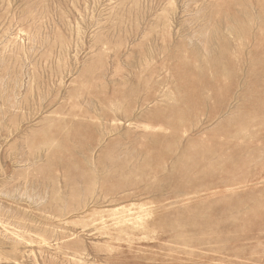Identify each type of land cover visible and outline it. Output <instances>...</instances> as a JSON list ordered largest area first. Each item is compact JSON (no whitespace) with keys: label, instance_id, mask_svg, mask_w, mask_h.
I'll return each mask as SVG.
<instances>
[{"label":"rangeland","instance_id":"1","mask_svg":"<svg viewBox=\"0 0 264 264\" xmlns=\"http://www.w3.org/2000/svg\"><path fill=\"white\" fill-rule=\"evenodd\" d=\"M0 264H264V0H0Z\"/></svg>","mask_w":264,"mask_h":264}]
</instances>
